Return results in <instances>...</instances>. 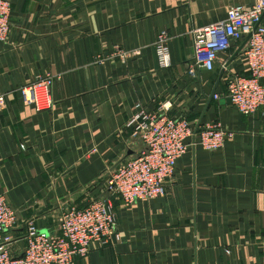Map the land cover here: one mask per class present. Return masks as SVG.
Returning a JSON list of instances; mask_svg holds the SVG:
<instances>
[{
    "label": "crops",
    "instance_id": "1",
    "mask_svg": "<svg viewBox=\"0 0 264 264\" xmlns=\"http://www.w3.org/2000/svg\"><path fill=\"white\" fill-rule=\"evenodd\" d=\"M8 2L9 32L0 41V194L16 213L9 254L22 252L25 219L56 232L64 206L107 196L105 176L127 145L137 144L125 125L135 104L153 110L167 101V113L192 129L218 121L227 132L222 146L203 149L192 130L164 192L129 203L111 195L115 235L91 241L72 264H264V102L241 113L224 84L228 72L247 73L243 45L233 54L242 39L217 52L211 69L189 72L190 29L252 0ZM161 30L167 67L158 66L153 48ZM38 73L52 78L51 105L42 110L19 95Z\"/></svg>",
    "mask_w": 264,
    "mask_h": 264
},
{
    "label": "built area",
    "instance_id": "2",
    "mask_svg": "<svg viewBox=\"0 0 264 264\" xmlns=\"http://www.w3.org/2000/svg\"><path fill=\"white\" fill-rule=\"evenodd\" d=\"M9 2L0 0V41L9 32ZM192 62L189 72L196 68L211 69L217 52L232 41L246 38L242 56L247 73L225 74V91L230 102L241 113H252L264 102V0H252L250 5L233 4L226 8L223 18L190 29ZM153 48L156 63L167 67L170 63L166 34L159 31ZM117 53H123L117 50ZM138 53L137 49L131 51ZM49 73L35 74L19 87L20 99L37 110L51 105ZM216 94H214V97ZM135 110L125 122L136 147L117 159L104 179L107 196L90 197L83 205L64 206L57 217V231L38 229L33 219L25 224V244L19 256L8 252L12 238L8 230L16 222L14 208L0 194V264H72L82 256L91 241L106 242L112 234L115 217L110 196L125 203L136 199H150L161 195L166 181L173 174L174 162L187 148L186 136L192 126L182 116L167 113L169 103L163 101L153 110L136 103ZM196 143L203 149H215L223 144L226 130L218 121L203 123L195 129ZM194 133V132H193Z\"/></svg>",
    "mask_w": 264,
    "mask_h": 264
},
{
    "label": "water",
    "instance_id": "3",
    "mask_svg": "<svg viewBox=\"0 0 264 264\" xmlns=\"http://www.w3.org/2000/svg\"><path fill=\"white\" fill-rule=\"evenodd\" d=\"M247 37H248V34H246V35L242 38L240 44H239L238 47L234 50L233 54H235V53L240 49V47L244 44V42H245V40H246ZM233 54H232V55H233ZM225 64H226V62H225ZM220 73H221V71H220ZM196 127H197V126L195 125L194 128H193V132L195 131Z\"/></svg>",
    "mask_w": 264,
    "mask_h": 264
}]
</instances>
